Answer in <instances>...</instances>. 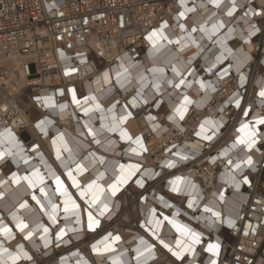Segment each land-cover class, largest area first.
Returning <instances> with one entry per match:
<instances>
[{
	"label": "bare ground",
	"instance_id": "bare-ground-1",
	"mask_svg": "<svg viewBox=\"0 0 264 264\" xmlns=\"http://www.w3.org/2000/svg\"><path fill=\"white\" fill-rule=\"evenodd\" d=\"M222 1L203 0L192 8L177 7L174 19L168 18L149 33L140 59L123 53L111 55H118L117 65L101 68L91 80L82 82L86 91L82 96L72 89L70 96L59 98V102L54 97L46 98L49 109L44 113H28L18 101L17 94L28 81L21 72L26 57L15 50L9 56H0V229L10 230L0 231V264H39L34 252L43 251L48 256L56 244L66 247L59 256L67 255L60 262L56 255L47 258L50 264H150L153 244L170 249L177 258L186 256L182 262L200 264L196 258L202 250L195 247L193 234L204 236L206 232L187 216L215 227L220 219L214 216L219 217L226 208L222 221L225 216L226 222L230 221L229 211L246 198L239 191L243 179L238 177L243 169L236 165L256 158L259 147L255 143L250 148L236 144L224 149L218 163L225 168L218 182H208L217 188L218 196H213L211 189L202 202V193L194 197L196 172L184 173L189 166L182 153L174 154L175 160L166 171L149 167L156 161L165 164L164 157L170 155L164 150L181 136L177 145L180 151L182 145L194 150L202 147L201 140L210 137L208 131L214 132L207 139L212 142L222 136L220 127L228 119L225 110L220 125L208 117L203 122L206 131L202 128L198 138H188L198 125L191 124L195 116L201 114L200 121L209 116L202 108L219 98L210 90L216 82L211 80L216 76V66L227 60L220 68L228 66L244 76V63L254 48L248 39L250 34L244 32L248 19L240 23L238 14H232L233 8L224 7ZM234 27L239 28L236 32L240 39L230 43V29ZM153 33L156 35L150 40ZM195 59L204 70L198 71L195 63L191 65ZM65 69L71 71L68 66ZM130 94L141 99L137 105L141 109L127 107ZM222 102L219 100L216 107L209 102L213 107L210 111L222 110L227 104ZM149 103L160 108L145 117L143 111ZM139 110L143 114L136 116ZM21 128H26L38 143L28 146L19 136ZM249 132L263 134L261 128L240 132L234 123L228 130L229 140L247 139ZM152 153H157L156 159L149 156ZM137 172V176L142 175L140 184L150 178L159 185L171 177L168 187L180 195L179 201L164 197L157 187H153V195L145 189L136 196L127 187ZM224 188L227 193L221 192ZM143 194L146 198L140 201ZM201 208L206 211L199 215ZM19 224L27 227L21 231ZM87 246L88 252L84 250ZM206 246L207 242L202 248ZM167 255H162L164 264L171 261ZM211 258L205 264H215Z\"/></svg>",
	"mask_w": 264,
	"mask_h": 264
},
{
	"label": "built area",
	"instance_id": "built-area-1",
	"mask_svg": "<svg viewBox=\"0 0 264 264\" xmlns=\"http://www.w3.org/2000/svg\"><path fill=\"white\" fill-rule=\"evenodd\" d=\"M202 1L0 0V56L2 54L9 56L15 50L19 56L26 57L21 64V72L28 81L17 94L19 104L28 113H44L49 109V106L45 104L46 98L54 97L53 100L57 99L59 102V98L70 96L72 89L74 91L77 89L76 94L82 96L86 92L82 82L91 80L95 72L101 68L117 65L118 55L113 58L111 55L123 53L132 55L135 60L140 59L146 48V38L151 31L168 18L174 19L176 16L174 11L177 7L183 5V7L192 8L195 5L199 6ZM222 4L224 7L233 8L232 14H238L240 23H243V18L248 19L247 24H244V32L250 34L248 39L253 42L254 48L244 63V76L232 71L228 66L220 68L227 60L216 66V76L211 78L216 82L210 90L218 94L219 98L211 99L212 101L209 102L215 107L219 100L223 101L222 104H227L222 110L217 108L213 112L210 111L213 107L208 106V102L202 111L209 116L201 121L199 120L201 114L195 116L191 124L198 123V125L191 133L192 136L188 138H198L199 131L202 128L205 130L203 122L208 117H213L220 125V118L225 110L224 115L228 116V119L220 127L219 132L222 136L213 142L207 139L201 140L204 145L196 150L182 145L183 148L180 151L177 145L184 137L181 136L177 143H171L172 145L170 144L169 148L164 150L165 155H170L164 157L163 160L166 163L156 161L149 168L168 170V164L175 160L174 154L180 152L183 157H186V164L189 166L184 173L187 175L196 172L195 180L192 181L198 184L194 197L202 193V202L211 189L210 193L217 197L219 191L216 187L208 185V182L210 180L218 182L221 169L225 168L218 163L219 157L222 156L224 149L236 144L242 145L239 143V138L229 140L228 130L234 123L237 124V130L240 132L247 129L242 130L243 125H251L248 129L261 128L263 134L259 136L260 133H258L254 138L255 146L259 147L256 148V158L251 164L248 162L239 164L243 169L238 177L243 179L239 191L246 198L239 206L229 211L230 221L226 222V216L222 221V215H227L226 208L222 215L214 216L215 219H220H217L215 227L210 226L209 223L205 225L204 222L182 212L181 215L199 224L206 232L204 236L199 235V243H194L196 248L202 250L196 262L205 264L207 258L211 256V261H215V264H264V124L257 123L258 120L264 119L262 103L264 97L260 93L264 90V0H225ZM230 30H232L230 43L240 39L236 32L239 28ZM196 59L191 65L195 63L198 71L204 70V66ZM65 66L71 69L69 73ZM204 77L205 72L201 78ZM218 78L227 80L225 83H219ZM139 99L137 100L136 94H130L126 102L127 107L133 110L141 109V106L137 108L141 101ZM81 100H84L83 97ZM145 106L146 109L143 111L146 112L145 117L160 108V106L156 107V103L145 104ZM143 112L137 111L136 116H141ZM166 120H168L167 116ZM207 134L212 137L214 132L208 131ZM19 136L28 146L38 143L37 138L33 137L26 128L19 130ZM218 140H221V143L216 144ZM156 155L157 153L149 154L153 159H156ZM248 171H250L249 174ZM137 174L138 172L131 177L128 183L130 185L124 187L130 189L136 196L145 189L149 195H153V187H157L164 197L178 200L179 194L168 187L173 180L171 177L163 180L159 185L153 184L154 180L150 178L140 184L139 179L142 175L137 176ZM143 177L147 176L143 175ZM246 178H249V181ZM223 190L227 193V189L224 188L221 192ZM145 198V194L141 195L140 201ZM185 205L189 208L188 201ZM203 210L201 208L199 215ZM207 213L209 214L210 210H207ZM140 216L142 217V213ZM135 219L136 217L132 218L133 224H136ZM99 228L100 225L96 229ZM205 242L207 246L203 249ZM210 243L220 244L218 254L214 255L207 251ZM153 250L154 258L149 262L150 264H162V255L167 253L171 264H187L185 261L182 262L186 256L177 258L170 249L153 244Z\"/></svg>",
	"mask_w": 264,
	"mask_h": 264
},
{
	"label": "snow or ice",
	"instance_id": "snow-or-ice-1",
	"mask_svg": "<svg viewBox=\"0 0 264 264\" xmlns=\"http://www.w3.org/2000/svg\"><path fill=\"white\" fill-rule=\"evenodd\" d=\"M181 15H183V13H181ZM229 15H231V13H229ZM155 35H156V33H153L152 35L149 36V39L151 40L153 38V36H155ZM261 95L264 96V92H261ZM185 99H187V97ZM237 103H238V101H237ZM177 111L180 112V109H177ZM182 117H183V113L181 112V118ZM41 123H43V122H41ZM257 123L264 124V119L258 120ZM246 128H248V125H243L242 126V130L243 129H246ZM254 136H255V132H249L248 138L247 139H240L239 140V143H241V144H247L248 147L250 148L255 143V140L254 139H251V137H254ZM210 138L211 137H206V139H210ZM137 142H139V141H137ZM0 156H2V154H0ZM251 162H252L251 161V158H249L248 164H251ZM132 167H136V166H132ZM236 167L239 168L240 165L237 164ZM131 174L132 173H129V175H131ZM69 175H71V174H69ZM57 182H58V184L60 183L59 182V178H57ZM89 187H91V185ZM113 188H114V191H115V186H113ZM175 190H178V189H175ZM81 194L83 195V193H81ZM73 206L74 207H77L74 204V202H73ZM65 210L67 211V208ZM216 215H219V214H216ZM98 223H99V221H96V224H98ZM18 227L20 228L21 231H23L27 227V225H25V224H19ZM89 227L90 228L93 227L91 214H89ZM0 231L10 232L9 229H0ZM44 231L47 232L48 229L45 228ZM31 235H32V233H29V238L31 237ZM117 239H119V237H117ZM193 242L194 243H199L200 242L199 234H193ZM161 243H163V241H161ZM165 247H167V245H165ZM219 248H220V244L219 243H216V244H211L210 243L208 245V247H207V251H209V252L213 253L214 255H216L219 252ZM187 250H191V249L189 248ZM24 255H27V254L25 253ZM176 255H180V254L179 253H176ZM15 259H16V257H13V260L14 261H15Z\"/></svg>",
	"mask_w": 264,
	"mask_h": 264
},
{
	"label": "rangeland",
	"instance_id": "rangeland-1",
	"mask_svg": "<svg viewBox=\"0 0 264 264\" xmlns=\"http://www.w3.org/2000/svg\"><path fill=\"white\" fill-rule=\"evenodd\" d=\"M71 185V184H70ZM55 246H57V247H55V250H54V252L52 253V254H49L48 256L45 254V252H34L35 254H36V257H38V260H39V258H40V260L38 261L39 262V264L42 262V261H45L46 262V260H47V258H50V257H52V256H57L59 259H58V262H60L61 261V259L64 257V256H66L67 255V253L66 254H64V255H61V256H59L60 254H62L61 252H63L65 249H66V247H65V245H59V244H56ZM60 246V247H59ZM87 249H89V247L87 246L84 250L86 251V252H88L89 250H87ZM56 259V258H55ZM43 263V264H50V263H48V262H46V263Z\"/></svg>",
	"mask_w": 264,
	"mask_h": 264
},
{
	"label": "crops",
	"instance_id": "crops-1",
	"mask_svg": "<svg viewBox=\"0 0 264 264\" xmlns=\"http://www.w3.org/2000/svg\"><path fill=\"white\" fill-rule=\"evenodd\" d=\"M140 252H141V251H140ZM140 252H139V253H140Z\"/></svg>",
	"mask_w": 264,
	"mask_h": 264
}]
</instances>
